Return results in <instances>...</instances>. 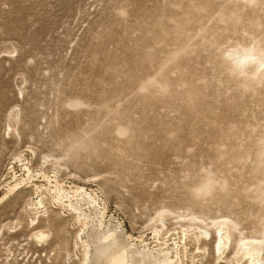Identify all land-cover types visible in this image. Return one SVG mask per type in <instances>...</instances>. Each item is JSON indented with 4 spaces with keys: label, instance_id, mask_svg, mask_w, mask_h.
<instances>
[{
    "label": "rangeland",
    "instance_id": "1",
    "mask_svg": "<svg viewBox=\"0 0 264 264\" xmlns=\"http://www.w3.org/2000/svg\"><path fill=\"white\" fill-rule=\"evenodd\" d=\"M98 221L264 264V0H0V264H78Z\"/></svg>",
    "mask_w": 264,
    "mask_h": 264
},
{
    "label": "bare ground",
    "instance_id": "2",
    "mask_svg": "<svg viewBox=\"0 0 264 264\" xmlns=\"http://www.w3.org/2000/svg\"><path fill=\"white\" fill-rule=\"evenodd\" d=\"M87 197L91 203L92 198L88 194ZM81 221L82 226H87L88 221L85 217ZM102 221H98L97 226H91L86 233H83L82 227L77 233L82 248V256L78 264H179L173 262L166 252L158 253L145 248H137L130 242L131 236L125 234L123 228L111 222L103 228ZM217 231L221 233L217 237H219V243H222L225 234L227 235V230H224L223 233V230L218 228ZM203 234L207 235L208 232L205 231ZM217 249L219 248L217 247ZM252 251L253 248H249L245 250V253L251 256Z\"/></svg>",
    "mask_w": 264,
    "mask_h": 264
},
{
    "label": "snow or ice",
    "instance_id": "3",
    "mask_svg": "<svg viewBox=\"0 0 264 264\" xmlns=\"http://www.w3.org/2000/svg\"><path fill=\"white\" fill-rule=\"evenodd\" d=\"M41 239H43V237H41Z\"/></svg>",
    "mask_w": 264,
    "mask_h": 264
}]
</instances>
